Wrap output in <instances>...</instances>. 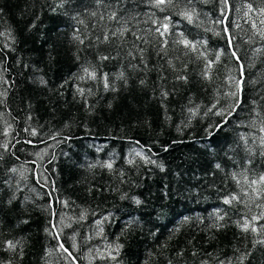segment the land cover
<instances>
[{
    "label": "trees",
    "instance_id": "16d2710c",
    "mask_svg": "<svg viewBox=\"0 0 264 264\" xmlns=\"http://www.w3.org/2000/svg\"><path fill=\"white\" fill-rule=\"evenodd\" d=\"M154 4L0 0V264H264V0Z\"/></svg>",
    "mask_w": 264,
    "mask_h": 264
},
{
    "label": "snow or ice",
    "instance_id": "6c2138e0",
    "mask_svg": "<svg viewBox=\"0 0 264 264\" xmlns=\"http://www.w3.org/2000/svg\"><path fill=\"white\" fill-rule=\"evenodd\" d=\"M99 2V0H98ZM190 3V0H189ZM173 4V0H155V7H161V6H169ZM249 8H251V5H249ZM53 11H55V9H53ZM194 9H185L184 11H182L180 14L187 19L189 22H192L193 20V16H194ZM261 11H264V9H261ZM93 15H95V13H93ZM116 18V13L113 12L111 14V16H109V19H115ZM167 19V18H166ZM262 24H264V21L261 22ZM253 27L256 28V25L253 24ZM164 28V32H167L168 30V23H165L163 25ZM157 31H160L159 29H157ZM117 33H112V35H116ZM120 34L123 35V31H120ZM164 33L162 32L161 35H163ZM257 34L261 37V39H264V29H258L257 30ZM0 35H2V33H0ZM75 39H79V37H74ZM105 40L108 39V36L104 37ZM80 43H83V40H80ZM182 43L184 44L185 47H190L193 51L196 50V46L193 45L190 41L188 40H183ZM257 52H259L260 50L257 49ZM222 53H217L216 54V61L218 62L220 59ZM201 55H203V53H201ZM233 56H236V53L233 52L232 53ZM101 59H108V57H102ZM238 59V57H237ZM212 60H209L208 63L206 64L205 67V72H204V77L207 79H210V72H211V68L213 66V64L215 63ZM83 72H84V76H81L80 79H97V73L95 71V69H90L88 67L83 68ZM118 78H124V74L120 73V76ZM178 79H186L185 77H178ZM234 79V78H233ZM40 83L41 84H46L47 82L41 78L40 79ZM141 83H143V81H141ZM241 82H237V84H239ZM104 87L107 90L110 85L108 83V77L107 74L104 75ZM80 95H84V90L83 89H78ZM163 95L166 97L167 93H163ZM228 95H236V93H229ZM213 108H215V105H213ZM197 110L198 109H193V108H189V112L192 116H195L197 114ZM235 109L233 108L232 111H234ZM209 111H212V109H209ZM217 115H224V111H220L216 113ZM228 115H231V111L228 112ZM257 115H259V113H257ZM219 127V126H217ZM260 132L264 133V126H262L260 129ZM209 135H211V132H209ZM243 139V137H242ZM260 142L261 144H264V136L260 137ZM137 155H140V153H137ZM131 163V161H129ZM152 163H155L154 161H151ZM108 168H111L112 165L109 163L108 165H106ZM217 168H220V165L217 164L216 165ZM161 170H163V166H161ZM233 179H236L237 184H240V180L237 179L236 174L233 173ZM244 182L248 185L249 188H251L252 192L255 193L256 197L259 198L261 197L262 193H264V175H260L257 179H253V180H248V178L245 176L244 177ZM257 186L259 188V190H257ZM247 194V193H245ZM123 198V197H122ZM135 199V203L136 204H140L142 203V201H140L139 199ZM240 200V196L237 194H232L230 196L225 197L224 199V203L225 204H229L231 205L233 202H239ZM215 215V222L213 223L212 227H216V228H220L223 227L224 225L222 223H220L221 221H223L225 219L224 215L220 214V210H216V212L214 213ZM264 219V212H262L259 216H252L251 219H248L247 217H245L243 219V222L237 221V226L241 229V231L243 232H253V233H259L260 231H264V225H261L260 228L256 227L255 222ZM188 218L185 217L184 222H187ZM132 222L130 221L129 224H131ZM179 229H176V231H178ZM264 244V239H260L254 242L253 246L255 247V244ZM20 244V241H16L15 243H13L12 241H8L7 242V247L9 249H13L15 250ZM123 246L120 244L116 245V251L117 253L119 252V249L122 248ZM61 248H63V245H61ZM66 251V249H65ZM112 259H115V256L111 257ZM247 258V254H241V256L238 258L240 260V264H243V261ZM220 264H225V262L221 261ZM228 264H231V261L228 262Z\"/></svg>",
    "mask_w": 264,
    "mask_h": 264
}]
</instances>
